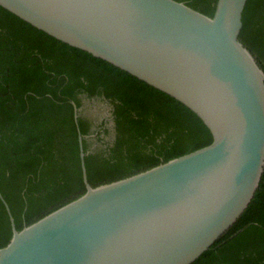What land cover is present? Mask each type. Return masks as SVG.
Wrapping results in <instances>:
<instances>
[{
	"label": "water",
	"instance_id": "water-1",
	"mask_svg": "<svg viewBox=\"0 0 264 264\" xmlns=\"http://www.w3.org/2000/svg\"><path fill=\"white\" fill-rule=\"evenodd\" d=\"M247 0H0L39 30L177 99L206 146L92 186L17 230L0 264H191L240 217L264 170V70L240 40ZM78 124V107L73 102Z\"/></svg>",
	"mask_w": 264,
	"mask_h": 264
},
{
	"label": "trees",
	"instance_id": "trees-1",
	"mask_svg": "<svg viewBox=\"0 0 264 264\" xmlns=\"http://www.w3.org/2000/svg\"><path fill=\"white\" fill-rule=\"evenodd\" d=\"M212 16L217 0H178ZM240 40L264 70V0H247ZM85 99L111 106L105 120L82 113ZM73 102L78 107V124ZM92 186L149 169L212 142L186 105L0 6V192L17 230L86 191L78 141ZM101 143L91 149V138ZM103 135V136H101ZM91 140V141H90ZM12 237L0 198V248ZM191 264H264V170L236 222Z\"/></svg>",
	"mask_w": 264,
	"mask_h": 264
},
{
	"label": "rangeland",
	"instance_id": "rangeland-1",
	"mask_svg": "<svg viewBox=\"0 0 264 264\" xmlns=\"http://www.w3.org/2000/svg\"><path fill=\"white\" fill-rule=\"evenodd\" d=\"M82 113L85 116H89L93 119H95L96 122L98 123H102L101 121L105 120L106 123V128L109 129L110 134H105L104 138L105 140H111L112 139V135H113V121L111 118V106L101 100V99H92V100H88L85 99L83 101V107H82ZM103 136V135H101ZM91 138H94L91 141V149H95L99 146V144L96 142L97 138H96V134H93Z\"/></svg>",
	"mask_w": 264,
	"mask_h": 264
}]
</instances>
